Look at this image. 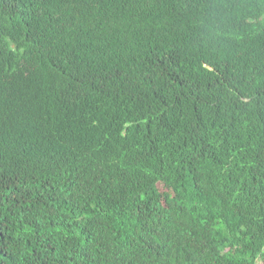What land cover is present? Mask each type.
Wrapping results in <instances>:
<instances>
[{
	"label": "trees",
	"instance_id": "obj_1",
	"mask_svg": "<svg viewBox=\"0 0 264 264\" xmlns=\"http://www.w3.org/2000/svg\"><path fill=\"white\" fill-rule=\"evenodd\" d=\"M0 264H264V0H0Z\"/></svg>",
	"mask_w": 264,
	"mask_h": 264
}]
</instances>
